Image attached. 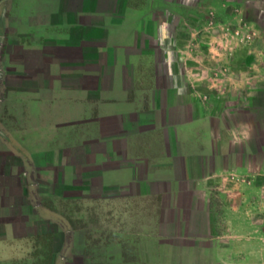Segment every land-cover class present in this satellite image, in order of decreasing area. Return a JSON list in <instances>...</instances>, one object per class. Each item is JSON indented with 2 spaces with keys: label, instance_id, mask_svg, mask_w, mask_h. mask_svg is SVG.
I'll return each instance as SVG.
<instances>
[{
  "label": "crops",
  "instance_id": "1",
  "mask_svg": "<svg viewBox=\"0 0 264 264\" xmlns=\"http://www.w3.org/2000/svg\"><path fill=\"white\" fill-rule=\"evenodd\" d=\"M248 1L258 17L247 28L258 29L238 68L257 73L234 79L235 53L229 52L226 72L217 61L218 17L211 11L197 22L186 12V5L218 0H0V80L3 71H17L25 91L31 87L34 100L45 103L36 116L64 118L70 128L85 129L83 136L97 131L100 137L61 143L59 161L36 160L57 209L51 218L27 221L29 211L19 223L0 224V264L249 261L244 249L233 250L251 237L250 196L243 190L241 204L219 202L220 173L252 177L253 155H236L234 133L246 134L238 136L242 141L257 138L255 150L264 135V102L252 108L247 95L226 93L232 79L236 86L264 82V0ZM240 5L231 19L245 20L249 9ZM216 87L223 89L215 93ZM221 117L231 135L225 152L216 142ZM248 142L239 146L247 149ZM19 161L23 170L33 169V161L29 167ZM203 199L211 201L205 206ZM154 243L168 251L144 249ZM172 246L185 252L176 257Z\"/></svg>",
  "mask_w": 264,
  "mask_h": 264
},
{
  "label": "rangeland",
  "instance_id": "2",
  "mask_svg": "<svg viewBox=\"0 0 264 264\" xmlns=\"http://www.w3.org/2000/svg\"><path fill=\"white\" fill-rule=\"evenodd\" d=\"M236 1H238L243 6L247 5L249 9L248 13L245 12V20L239 18L231 19V15H239L241 12L242 6ZM246 1L248 0H218V5L214 4L213 2V6H210V3H204L201 6L186 5V12L189 16H192L193 14L198 16L197 22L201 20V16H203V19L204 17L210 18L211 11H213L214 16L216 15L218 17L216 26L219 30V48L216 50V54L219 56L217 59L218 63L222 65V68L224 69L222 72L227 71L226 63L232 55L231 51L235 53L234 62L236 64V69H240L238 67L242 64L244 52L248 49L251 50L250 44H253L252 42L255 39L254 38L251 40L250 35L253 32L251 36L252 38L254 31H257L258 27L253 26V28H247L249 27L248 23H250L247 20L256 19L258 17V13L250 7L249 1L248 4ZM257 46H259V44H257ZM2 64L3 62L1 60V65ZM239 72H243V75L246 74L248 76L249 74L252 75L257 73V70L252 69L250 72H248L246 70L240 69L236 73L234 79L237 78L236 76H239ZM3 73L8 74L3 76V78L0 80V224L13 222L19 223L23 218L22 213L29 211L32 212L33 208L31 206V201L37 202V200L40 201L42 205L40 211L38 210L37 212L27 215V221L37 220V217L39 216H43V219L49 217L51 218L53 217L51 212H54L57 209V206L54 200L49 196L51 192V185L49 181H45L44 176L41 175V172L37 170L38 168L35 166V162H37L36 160H40L44 163L50 161L55 162L59 158L63 157V151H56V148L58 149L61 143H65L63 146H67L66 141H69L70 139H72L75 143H83V141L80 140L82 137L85 139L93 137L98 138L99 135L96 134L97 131L92 133L87 129V135L83 136L82 134L84 133L85 129L80 127L70 128L66 123V119L64 118L36 116V111H40L41 105H45V103L34 100L35 98L33 93L29 92L31 87H28V91H25L24 86L20 84L19 74L17 71H3ZM218 74L223 78H228L226 77V74L224 77V74H221L220 71H218L217 75ZM234 79L230 81L231 86L226 89V93H228L227 97L231 96V98L236 99L239 94L245 96L247 95L250 99L249 104H251L252 108L258 107L262 102H264V100L262 101L264 98V82H250L252 80L251 79L246 80L245 84L243 85L236 86V84H234ZM219 83L220 87H224V83ZM221 89L216 87V89H213V91H215V93H220ZM62 104L65 106L66 102H63ZM224 104L225 102L223 101L219 102L221 107H224ZM47 108L48 110L50 109V103H48ZM56 121H59L57 126L53 124V122ZM224 121L225 119L221 117L215 122L216 124L220 125V128L222 129L220 131L219 137L216 139V142L218 143L219 147L222 148L223 152L226 151L227 145L229 144V141H231V135L226 133L224 130ZM231 124L237 127L242 126V123L239 120H235ZM257 125L258 124L255 123L251 126ZM263 126L260 125L261 128ZM215 128H217V126H215ZM3 133H8L10 137L15 140L16 144H18L19 147L24 151V155L32 159L34 162L33 169L29 171L23 170L19 161L20 157L14 154L11 150L7 149V144H5L2 138L4 135ZM236 136H240L241 138L245 137L244 134H238ZM256 139L257 138L251 135V137L245 139L244 141L239 139L238 143L235 140V146L239 147L235 150L237 156L243 157L246 160L248 151L251 153V155H253L250 158V163L252 164L253 168L251 175L252 177L250 178V175H248L249 178H247V181H243L242 173L238 172L237 170L231 171L229 174L220 173L219 176L220 190L224 193V196H221L219 199L220 204H241L242 196L240 193L244 191H247L244 194H248L250 196L252 211L251 237L249 240L245 238L244 245L243 243L236 245L234 246L233 250L234 254L241 255V253H243L242 250L244 249L245 259L248 258L249 260L248 262H246V260L245 264H264V205L261 204L264 202V193L261 196L258 194V191L264 190V135L263 139L261 138L260 140L262 144H259L261 147L259 150H255L257 147L255 144ZM247 141H250V143L248 142L251 145L249 146L250 148L247 146V149H244L241 148L242 146H239L241 143H245L246 145ZM131 174L136 176L133 171H131ZM126 175L128 177L130 176L128 175V172H126L123 176L124 179L126 178ZM226 175H228V180L226 179ZM254 176L259 177L260 180L253 183L252 179ZM246 177L247 176H245V178ZM130 185L131 184L128 183L126 187L131 189ZM191 187V195L193 198H196L197 192L193 190L195 189L193 186ZM42 194L46 195V198L42 199ZM225 195H228V197H225ZM146 200V198L141 199L140 205V211L144 214L147 212V207L149 206H146ZM203 200L205 206L211 201L210 199ZM59 207H63V210L66 209L65 200H61L59 202ZM61 214L63 215H60L59 217H62L64 221H58L63 225L66 224V220L64 219L66 215L64 213ZM57 217L58 216L54 215V218ZM88 235L90 236L91 234L88 232ZM93 235L95 237L100 236L97 231L94 232ZM102 236L104 237V235ZM110 238L114 240L115 236L112 235ZM239 239L241 242L242 238ZM163 248L164 247L162 245L156 243H154V246L151 247H145L144 245L145 250L151 251L152 249L154 252L158 253L159 251H168V249H166L167 247H165V249ZM181 248L182 247L172 246L170 248V252H172V254L177 257V255L179 256L185 252V249L181 250ZM220 250L224 253L226 252L225 249ZM234 264L239 263L235 262Z\"/></svg>",
  "mask_w": 264,
  "mask_h": 264
},
{
  "label": "trees",
  "instance_id": "3",
  "mask_svg": "<svg viewBox=\"0 0 264 264\" xmlns=\"http://www.w3.org/2000/svg\"><path fill=\"white\" fill-rule=\"evenodd\" d=\"M3 141L7 144V149L11 150L14 154L22 158L28 167L32 164V159L24 155V151L16 144L15 140L10 137L8 133H3ZM32 169V167H30Z\"/></svg>",
  "mask_w": 264,
  "mask_h": 264
},
{
  "label": "flooded vegetation",
  "instance_id": "4",
  "mask_svg": "<svg viewBox=\"0 0 264 264\" xmlns=\"http://www.w3.org/2000/svg\"><path fill=\"white\" fill-rule=\"evenodd\" d=\"M31 206L33 208L32 212H37L38 210L40 211V208L42 205H41L40 201L37 200V202L31 201Z\"/></svg>",
  "mask_w": 264,
  "mask_h": 264
},
{
  "label": "clouds",
  "instance_id": "5",
  "mask_svg": "<svg viewBox=\"0 0 264 264\" xmlns=\"http://www.w3.org/2000/svg\"><path fill=\"white\" fill-rule=\"evenodd\" d=\"M245 135H246V134H245ZM234 137H235V139H236V142L238 143L240 138H239L238 136H236L235 133H234Z\"/></svg>",
  "mask_w": 264,
  "mask_h": 264
}]
</instances>
